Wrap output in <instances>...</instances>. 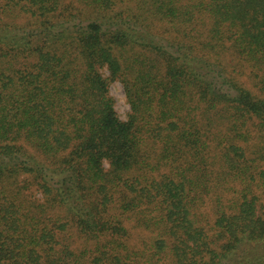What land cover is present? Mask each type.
<instances>
[{
	"label": "trees",
	"instance_id": "1",
	"mask_svg": "<svg viewBox=\"0 0 264 264\" xmlns=\"http://www.w3.org/2000/svg\"><path fill=\"white\" fill-rule=\"evenodd\" d=\"M0 264H264V0H0Z\"/></svg>",
	"mask_w": 264,
	"mask_h": 264
},
{
	"label": "rangeland",
	"instance_id": "2",
	"mask_svg": "<svg viewBox=\"0 0 264 264\" xmlns=\"http://www.w3.org/2000/svg\"><path fill=\"white\" fill-rule=\"evenodd\" d=\"M110 94L115 99V110L121 119L125 118V113L128 110V105L125 102V97L121 85L117 82L110 86Z\"/></svg>",
	"mask_w": 264,
	"mask_h": 264
}]
</instances>
